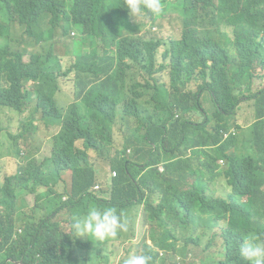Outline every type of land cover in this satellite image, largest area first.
<instances>
[{
  "label": "trees",
  "instance_id": "1",
  "mask_svg": "<svg viewBox=\"0 0 264 264\" xmlns=\"http://www.w3.org/2000/svg\"><path fill=\"white\" fill-rule=\"evenodd\" d=\"M171 6L182 23L178 40L153 34L162 16L135 19L125 0H0V112H29L31 126L40 114L60 128L47 179L43 163L0 182V264H95L79 254L87 244L77 256L52 222L93 202L116 208L130 227L144 204L143 226L160 231L155 246L148 235L140 245L150 264H247L241 245L264 238V0ZM63 89L73 99L67 107L57 100ZM245 102L256 111L252 125L237 119ZM93 159L117 173L110 199L91 192ZM62 171H71L69 183ZM42 186L53 197L23 212L19 197ZM62 194L68 199L58 201ZM162 245L173 254L160 260Z\"/></svg>",
  "mask_w": 264,
  "mask_h": 264
},
{
  "label": "rangeland",
  "instance_id": "2",
  "mask_svg": "<svg viewBox=\"0 0 264 264\" xmlns=\"http://www.w3.org/2000/svg\"><path fill=\"white\" fill-rule=\"evenodd\" d=\"M173 0H167L165 5V12L162 14L160 19H157L156 26L154 27L153 34L162 37V38H175L180 39L182 35V23L181 20L176 17V9L171 6ZM164 2V0H163ZM156 17V18H159ZM151 20V19H150ZM16 30L9 31V34L14 38L16 36ZM126 38H131L125 33ZM73 38L77 36L72 35ZM85 45L89 46V36H84ZM59 54L65 58V61L70 65V58L66 57L64 52L60 49V46H57ZM114 62V56H111L109 60L104 64L105 66L112 67ZM168 79V78H166ZM183 79L188 80L187 76H183ZM57 100L61 107H67L70 103L73 102V99L68 90L63 89L59 94H57ZM211 102V101H210ZM35 106V103L33 104ZM213 110V109H212ZM195 115H202L195 113ZM254 115V107L251 103L245 102L242 104L241 110L238 113L237 119L238 122L242 125H247L252 122V116ZM31 115L29 112L24 113L23 115L17 114L12 111L5 110L0 115L1 127L4 130L1 140L4 143V146L0 150V179L3 180L5 176L14 175L17 173L21 165L26 163L22 161V158L30 157V159H37L38 162L44 161L46 158L51 156V149L53 147V138L60 131L55 129L58 127H48L44 122L41 121V115L36 116V120L33 125H30ZM201 120H204L202 118ZM200 120V121H201ZM228 128H235L232 122L229 123ZM25 131V132H24ZM24 133V137L19 138V135ZM121 137L117 138V142L122 143ZM211 144V143H210ZM212 145V144H211ZM18 151L22 153V156H18ZM133 151L128 152L129 155H132ZM92 157H95L93 152H90ZM227 161H224L226 164ZM93 164L97 171V184L101 186V189L96 191L95 189L91 190L93 196L97 200L110 199V186L113 177V171L111 169L110 162L105 159H93ZM61 181L69 183L71 180V171H62L60 175ZM57 193H63L59 189L54 188ZM223 193L227 194L226 191H221L220 196H225ZM52 191L46 186L38 188L34 193H31L28 198L25 199V203L22 205L24 208L30 206H36L39 204H47V200L53 197ZM68 199L66 194H62L58 201H65ZM53 204V200L50 201V205ZM93 206L101 207L99 203L93 202ZM102 208V207H101ZM87 208L76 209L77 214H85ZM43 210L39 214H43ZM145 214L144 204L137 208V223L132 225L129 230L130 239L125 240L121 243L119 240L107 241L103 244H99L96 241H91L87 238L76 239L72 235L71 230V217H68L66 212H61L57 214L52 222H57L59 224V229L64 232L66 237H70V242L73 246V250H76L78 256L77 245L84 243L88 247L79 252V254L87 255L91 261L95 264H103L100 259L104 255L110 256V262L107 264H124L125 260L132 255L140 254L142 248L140 247L141 242L145 235H148L149 243L152 246H155L153 240L156 239L157 235L160 233L159 230L155 229V226L146 225L145 227L142 224V216ZM133 235V236H132ZM123 239V237H122ZM160 254V260L166 255L173 254L172 252H166L165 246L162 245L158 248Z\"/></svg>",
  "mask_w": 264,
  "mask_h": 264
},
{
  "label": "clouds",
  "instance_id": "3",
  "mask_svg": "<svg viewBox=\"0 0 264 264\" xmlns=\"http://www.w3.org/2000/svg\"><path fill=\"white\" fill-rule=\"evenodd\" d=\"M125 5L126 9L129 11L130 16L135 19L144 15L146 12L150 13L153 17H159L165 12V5L163 0H125ZM242 104L240 105L238 111L241 110ZM5 110L11 111L10 109H4L0 112V115ZM255 116L256 111L254 110L252 122L250 123L251 125L256 122ZM3 131L4 130L2 129L0 123V150L1 147L4 146V143L1 140ZM19 138L21 137L19 136ZM18 156H22V153L20 151H18ZM47 160L48 158L39 163L37 159H30V157L22 158V161L26 164L21 165L16 174L5 176L3 180L0 179V182H4L6 177L17 175L20 168H26L30 165L40 166L43 163L47 167L45 176L47 179L51 172V167L48 166ZM221 163L223 162L221 161ZM114 173L116 172H113V177H116L117 175L114 176ZM96 186H98V184ZM95 187L93 188V190L95 189ZM29 196L30 194H22L19 197L18 205L23 212L31 214V209L35 206H30L28 208H24L22 206L25 203V199ZM17 218L19 220L17 232L21 234L23 230V221L19 215L17 216ZM71 230L72 235L76 239L87 238L91 241L94 240L99 244H103L107 241L117 239L122 233H128L130 230V222L127 217L118 212V210L114 207L101 208L98 206H91L87 209L85 214H77L71 218ZM240 255L245 261H247V264H264V238H260L257 236L249 237L241 245ZM150 261L151 257L141 252L140 254L130 256L125 260L124 264H150Z\"/></svg>",
  "mask_w": 264,
  "mask_h": 264
},
{
  "label": "built area",
  "instance_id": "4",
  "mask_svg": "<svg viewBox=\"0 0 264 264\" xmlns=\"http://www.w3.org/2000/svg\"><path fill=\"white\" fill-rule=\"evenodd\" d=\"M116 175H117V174L114 173V176H116ZM95 190H100V185L96 186V187H95Z\"/></svg>",
  "mask_w": 264,
  "mask_h": 264
}]
</instances>
